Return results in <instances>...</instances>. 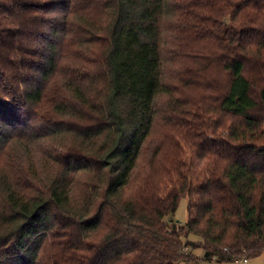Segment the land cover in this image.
<instances>
[{
  "label": "trees",
  "instance_id": "1",
  "mask_svg": "<svg viewBox=\"0 0 264 264\" xmlns=\"http://www.w3.org/2000/svg\"><path fill=\"white\" fill-rule=\"evenodd\" d=\"M263 253L264 0H0V264Z\"/></svg>",
  "mask_w": 264,
  "mask_h": 264
},
{
  "label": "rangeland",
  "instance_id": "2",
  "mask_svg": "<svg viewBox=\"0 0 264 264\" xmlns=\"http://www.w3.org/2000/svg\"><path fill=\"white\" fill-rule=\"evenodd\" d=\"M102 45H105L104 43H100ZM101 45V48H98L97 50L94 49L93 51H95V53L97 55H100L101 53H103L106 49L105 46H102ZM90 51V50H89ZM168 98L167 97H164V96H161L158 100H157V109L158 111L162 112L163 110H165L167 108L168 105ZM158 113L157 115V125L153 131V134H154V137L155 138H158L161 133H162V128L164 127L163 124H164V121L162 120L163 118V114L162 113ZM42 132V130H40ZM43 133V132H42ZM52 142V139H50L49 137H46V138H43L42 141H39V142H31V145L29 146V152H25V156H26V159L25 160H31L33 161L35 167H36V170L38 169V167H41L42 165L39 164L40 163V157H42L41 155L43 154L39 148H38V144L39 143H43L44 145H42L41 147H43L44 149V153L45 154H48V151H47V147H45V145H49L50 143ZM185 158V157H184ZM187 162L188 166L190 167L191 165H194L199 168V171H198V175H200L201 173L204 172V167L203 165L202 166H198L196 165V161L194 160H190L189 159H186L185 158V163ZM187 166V167H188ZM43 167V166H42ZM46 168H44L43 170V175L47 176L51 173V169L49 168V166H45ZM175 220L180 224V225H184L187 221V212H186V200L183 199L180 201L179 205H178V208L176 210V213H175ZM191 241L195 242V241H198L199 239L198 238H193L191 237L190 238ZM193 255L198 257V258H201L202 255H203V252L199 249H197L196 251L193 252ZM181 264H193V263H188V262H183ZM196 264H264V253L262 255H260L259 257L257 258H254V259H249L246 263H243V262H236V263H217L215 261H211V262H207V261H200Z\"/></svg>",
  "mask_w": 264,
  "mask_h": 264
},
{
  "label": "built area",
  "instance_id": "3",
  "mask_svg": "<svg viewBox=\"0 0 264 264\" xmlns=\"http://www.w3.org/2000/svg\"><path fill=\"white\" fill-rule=\"evenodd\" d=\"M239 262L246 263V262H247V260H246V259H244V260H241V261H239Z\"/></svg>",
  "mask_w": 264,
  "mask_h": 264
}]
</instances>
